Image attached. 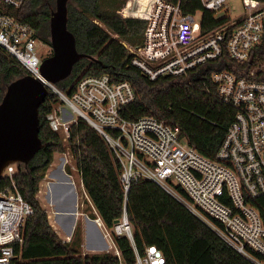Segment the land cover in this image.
<instances>
[{
  "label": "built area",
  "instance_id": "1",
  "mask_svg": "<svg viewBox=\"0 0 264 264\" xmlns=\"http://www.w3.org/2000/svg\"><path fill=\"white\" fill-rule=\"evenodd\" d=\"M193 1L108 0L122 18L145 21L141 45L121 43L132 54V65L150 80L187 75L201 67L210 70L226 53L244 63L261 44L264 0H242L245 14L236 19L219 14L228 0H199L201 8L186 12ZM25 2L0 0V46L60 99L61 106L47 115L50 127L67 140L71 125L83 119L106 140L120 163L126 198L134 182L152 181L237 252L255 264H264V219L256 205L264 196V80L220 70L219 65L211 70L219 96L236 110L215 159H211L189 146L179 126L155 116L136 120L123 117L122 108L136 98L127 80L116 81L107 73L87 75L78 80L72 93L47 81L41 72L44 58L38 50L50 44L8 10ZM206 10L214 12L220 21L211 29L203 27ZM65 105L79 118L72 117ZM16 170V164H11L3 173V178L11 179V185L0 191V264H19V250L25 241L23 229L34 213L33 205L24 199L13 178ZM119 220L109 229L99 216L95 219L107 239L114 243L113 235L126 236L135 247L126 207ZM113 250L120 258L116 246ZM165 260L161 250L149 246L143 255L137 253L136 264H165Z\"/></svg>",
  "mask_w": 264,
  "mask_h": 264
},
{
  "label": "trees",
  "instance_id": "2",
  "mask_svg": "<svg viewBox=\"0 0 264 264\" xmlns=\"http://www.w3.org/2000/svg\"><path fill=\"white\" fill-rule=\"evenodd\" d=\"M55 7L56 0H26L21 7L8 10L29 24L43 41L50 43L49 21ZM199 8L201 2L194 0L185 11ZM219 22L214 12H204V28L211 29ZM145 26L143 20L119 16L108 5V0H70L68 28L76 37L78 50L96 60L81 59L74 66L72 75L57 85L64 92L72 93L78 80L87 75L107 73L116 81L127 80L133 85L136 98L122 108L123 117L136 120L142 116H155L167 124L179 126L189 146L215 159L236 110L219 96L211 80V70L219 65L220 70L264 80V34L261 44L244 63L236 62L226 53L210 70L201 67L187 75L163 76L152 81L132 65V54L119 40L123 38L132 45H141ZM26 75L29 74L21 62L0 46V101L9 83ZM61 104L60 99L50 93L41 105L40 137L44 146L13 176L24 199L34 207V213L23 229L25 241L19 250V264H136L137 253L143 255L149 246L162 251L165 264H255L225 243L156 183L149 180L134 182L126 198L120 163L95 128L79 118L71 125L70 136L65 141L63 133L50 127L47 115ZM67 151L72 155L81 184L96 209L97 214H88L90 218L99 216L111 229L122 217L124 207L127 209L136 248L126 236L113 235L120 258L113 250L84 252L80 222L70 240H64L50 222L48 211L38 197L40 185L55 153ZM10 185L8 176L2 178L0 191ZM256 202L264 219V196Z\"/></svg>",
  "mask_w": 264,
  "mask_h": 264
},
{
  "label": "water",
  "instance_id": "3",
  "mask_svg": "<svg viewBox=\"0 0 264 264\" xmlns=\"http://www.w3.org/2000/svg\"><path fill=\"white\" fill-rule=\"evenodd\" d=\"M69 2L56 0L49 21L50 46L53 51L41 64L42 75L54 84L68 79L81 59L96 60L94 56L80 52L77 48L76 37L68 28ZM49 93L44 83L31 75L16 78L6 86L0 101V180L9 165L16 164L19 170L27 166L43 148L39 109ZM62 171L69 184V196L73 199V207L67 212L75 217L78 213V195L70 175L65 173L63 167ZM57 213L60 215V212ZM119 221L116 220L115 224Z\"/></svg>",
  "mask_w": 264,
  "mask_h": 264
},
{
  "label": "rangeland",
  "instance_id": "4",
  "mask_svg": "<svg viewBox=\"0 0 264 264\" xmlns=\"http://www.w3.org/2000/svg\"><path fill=\"white\" fill-rule=\"evenodd\" d=\"M225 6H226L225 10H223V11H221L219 13L221 16L228 14L233 19H236V18H238L240 16H243L245 14V7L243 5V1L242 0H228L226 2ZM200 16H201V14L199 13L197 15V18H200ZM49 34H50V31H49ZM113 36H116V35L113 34ZM49 39H50V36H49ZM119 40L125 41L123 38H119ZM125 42H127V41H125ZM127 44L132 45L129 42H127ZM52 51H53L52 48H50V46L48 44H45V45H43V46H41L39 48L38 54H39L40 57L46 58L49 55H51ZM63 107L68 109L69 111H71L66 105L63 106ZM71 113H72V117L79 118L78 114H76V113H74L72 111H71ZM65 141H66V139H65ZM57 153L58 154L56 156L55 161L52 163V166H50L51 170L47 172V174H46L44 179H47V181H52V182L58 181V178L56 176V175H58L56 173L57 172V168H59L61 165H62V167H64L65 173L70 175V180L74 181L75 188H76L75 190H76L77 195H78V213H80V215H81V213L84 214V215H81V216L78 215V218L80 217V221H82V220H84V218H86V216H88V214L90 212L91 213L92 212L95 213V211L92 208V206L90 205V203L87 202L86 196L84 195L83 187H82V184H81V179H80V176H79V174L77 172V169L75 167V162H74V159H73L72 155L69 153V151L64 152V153H62V152H57ZM66 192H65V195L69 196V193L68 192L66 193ZM49 196L51 197V195H49ZM69 198H71V197H69ZM39 199L41 200V203L46 208H48L49 219H50V222H51L52 226L56 230V232L61 237H63L64 239L69 237V235L65 231H63V229L61 228L60 224L58 223V220L55 218L54 208L47 201L46 188H45V190H44V188H42L41 193L39 195ZM51 199L53 200V196L51 197ZM54 201H57V203H58V200L56 199V197H54ZM107 243H108V246H109L110 250H113L115 248V245H114V243H113V241L111 239H108Z\"/></svg>",
  "mask_w": 264,
  "mask_h": 264
},
{
  "label": "crops",
  "instance_id": "5",
  "mask_svg": "<svg viewBox=\"0 0 264 264\" xmlns=\"http://www.w3.org/2000/svg\"><path fill=\"white\" fill-rule=\"evenodd\" d=\"M57 154L58 153H55L54 161L56 159ZM50 170H51V167L49 168L48 171ZM56 173L58 174L56 175L58 178V181L52 182V181H47V179H44L41 182L40 189L42 190V188H44L45 190L46 188L47 201L54 208L55 218L58 220V223L60 224L63 231H65L69 235V237H71L73 234V232H71V228L75 224L74 225V229H75L77 223L80 222L83 226V233H84L83 234V251L84 252L100 253V252L110 251L108 243H107L108 239L104 236V232L102 228L97 224V222L95 223L92 221L95 219L86 217L84 218V220L80 221V217L78 218V215L81 216L84 214L81 213L80 215V213H77L75 217L68 214L67 210H70L73 207V199L71 196L65 195L66 191L69 193V186H68L69 184L66 182L67 180L64 177V173L62 171V165L59 168H57ZM40 193L38 194V197ZM49 195H51V197L53 196V200L51 199ZM54 197H56L59 204L57 203V201H54ZM46 209L48 211V208ZM57 212H60V215ZM66 239L67 238H65L64 240Z\"/></svg>",
  "mask_w": 264,
  "mask_h": 264
}]
</instances>
